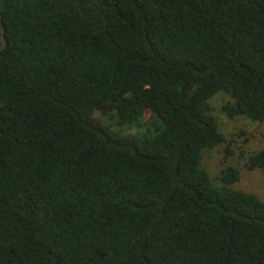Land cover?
Instances as JSON below:
<instances>
[{
  "label": "trees",
  "instance_id": "trees-1",
  "mask_svg": "<svg viewBox=\"0 0 264 264\" xmlns=\"http://www.w3.org/2000/svg\"><path fill=\"white\" fill-rule=\"evenodd\" d=\"M0 17V264H264V202L202 168L234 154L217 95L264 124V0H0ZM245 154L264 174V149Z\"/></svg>",
  "mask_w": 264,
  "mask_h": 264
},
{
  "label": "rangeland",
  "instance_id": "rangeland-1",
  "mask_svg": "<svg viewBox=\"0 0 264 264\" xmlns=\"http://www.w3.org/2000/svg\"><path fill=\"white\" fill-rule=\"evenodd\" d=\"M231 102L233 100L229 96L219 94L211 100L209 105L211 113L217 119L220 131L228 141L232 142L230 149L234 154L225 161L226 146L206 150L202 159V168L208 172L213 184L218 187L222 186L220 177L226 166L238 169L240 180L232 186L233 189L254 194L264 202V174L260 171H247L244 166L245 160L241 155L242 151L250 154L264 149V124L254 123L244 117L229 119L223 112V107ZM94 117L103 119L99 111L94 114Z\"/></svg>",
  "mask_w": 264,
  "mask_h": 264
},
{
  "label": "water",
  "instance_id": "water-1",
  "mask_svg": "<svg viewBox=\"0 0 264 264\" xmlns=\"http://www.w3.org/2000/svg\"><path fill=\"white\" fill-rule=\"evenodd\" d=\"M0 30H1L0 41H2V47H1V50H2L6 47V39H5L4 25H3L1 17H0Z\"/></svg>",
  "mask_w": 264,
  "mask_h": 264
}]
</instances>
